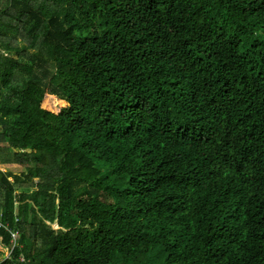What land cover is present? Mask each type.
Returning <instances> with one entry per match:
<instances>
[{
    "label": "trees",
    "instance_id": "16d2710c",
    "mask_svg": "<svg viewBox=\"0 0 264 264\" xmlns=\"http://www.w3.org/2000/svg\"><path fill=\"white\" fill-rule=\"evenodd\" d=\"M0 213L1 264H264V0H0Z\"/></svg>",
    "mask_w": 264,
    "mask_h": 264
},
{
    "label": "rangeland",
    "instance_id": "374dc122",
    "mask_svg": "<svg viewBox=\"0 0 264 264\" xmlns=\"http://www.w3.org/2000/svg\"><path fill=\"white\" fill-rule=\"evenodd\" d=\"M14 57H16L15 55H14ZM3 171H10V172H13V173H18V174H20V173H23V171H25V169H12V170H8V169H6V168H3L2 169ZM53 228L54 229H61L57 224H54L53 225ZM8 258V255H6L5 253H0V264L3 262V261H5L6 259Z\"/></svg>",
    "mask_w": 264,
    "mask_h": 264
},
{
    "label": "built area",
    "instance_id": "2783aa9c",
    "mask_svg": "<svg viewBox=\"0 0 264 264\" xmlns=\"http://www.w3.org/2000/svg\"><path fill=\"white\" fill-rule=\"evenodd\" d=\"M3 216L4 215L2 213H0V228L9 229V226L4 223ZM13 236H14V238H18V233H15Z\"/></svg>",
    "mask_w": 264,
    "mask_h": 264
}]
</instances>
